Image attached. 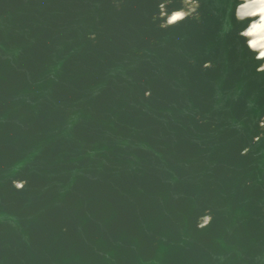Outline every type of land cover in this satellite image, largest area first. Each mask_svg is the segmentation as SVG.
Returning a JSON list of instances; mask_svg holds the SVG:
<instances>
[{"label": "water", "instance_id": "water-1", "mask_svg": "<svg viewBox=\"0 0 264 264\" xmlns=\"http://www.w3.org/2000/svg\"><path fill=\"white\" fill-rule=\"evenodd\" d=\"M0 264H264V0H0Z\"/></svg>", "mask_w": 264, "mask_h": 264}]
</instances>
